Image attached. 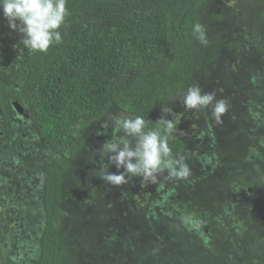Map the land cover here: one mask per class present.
Segmentation results:
<instances>
[{"label":"trees","instance_id":"1","mask_svg":"<svg viewBox=\"0 0 264 264\" xmlns=\"http://www.w3.org/2000/svg\"><path fill=\"white\" fill-rule=\"evenodd\" d=\"M212 1L67 0L63 43L47 53L24 48L22 35L12 31L0 14V105L11 118L15 115L11 101L22 104L20 95H25L32 132L23 131L29 143L23 153L30 147L33 151L20 162L21 168L8 167L10 185L0 194V264L22 263L18 259L23 264H167L170 257L181 259V264H209V259L223 253L233 264H260L264 259L258 250L264 245V223L259 222V216L264 220V186L259 188L264 182V0L251 16L258 40L247 51L255 49L252 53L258 55L250 59L257 68L243 74L248 96L242 106L240 100L224 98L228 107H237L232 119L242 137L234 145L240 150L236 163L225 165L217 159L209 108L203 126L206 134L198 146L177 133L169 142L173 156L185 157L191 174L181 180L169 178L166 172L157 177L155 183L166 192L159 204L170 207L159 211L160 221L155 222L158 216L150 206L135 202L134 177L122 193L127 208L122 216L110 199L111 206L105 205L115 189L106 190V182L96 175L108 164L103 162L107 156L98 152L92 178L66 190L69 174L84 175V169L73 167L84 159V152L91 154L94 141L87 139L88 131L112 111L155 122L161 108L170 107L197 78L209 77L215 68L218 78L229 77L233 69L229 72L224 61L219 66L217 62L223 57L217 52L223 44L221 34L211 33L215 26L207 8ZM197 22L205 28L206 45L191 34ZM208 143L213 146L202 154L194 151ZM219 168L225 170L221 175ZM25 171H29L28 183L21 182ZM109 171L117 169L112 166ZM14 180L30 212L24 216L15 211V216L19 222L31 220L37 229L30 232L23 223L10 225V210L20 208ZM38 184L42 189L35 191ZM186 194L187 201L182 198ZM201 196L209 197L211 205H195ZM69 199L77 200L70 201L73 209V203H66ZM186 217L199 220L200 230L186 226ZM125 218L134 223H117ZM198 238L201 241H195ZM172 239L195 241L191 258L184 260V252L173 250ZM23 245L25 254H18V246ZM223 262L228 263L225 258Z\"/></svg>","mask_w":264,"mask_h":264},{"label":"rangeland","instance_id":"2","mask_svg":"<svg viewBox=\"0 0 264 264\" xmlns=\"http://www.w3.org/2000/svg\"><path fill=\"white\" fill-rule=\"evenodd\" d=\"M261 1L260 0H213L208 8H207V14L210 17H213L212 21L214 20V30L211 32L213 33L212 36L215 34H221L222 39L220 41L221 44H223V47L218 48V53L219 55L223 56L218 58V66L219 62L224 61L225 62V67L229 69V72L232 70V73L230 72L229 74V79L226 76L221 75L219 78L218 76V69L215 68L211 70V75L209 77H204V78H197L196 81L194 82L193 85H198L202 92H211L215 93L216 99L220 100L226 98L229 99L230 101H237L240 100V106L243 105V102H245L246 98L244 96H248L247 93L245 92L246 89L248 88V80L243 77V74L247 73L248 70L251 69L253 70V67L257 68L254 66V60L251 62L250 59H253L256 54L252 53V51H247L249 47L253 48L254 45L256 44L258 40V31L253 23V19H251V16H253V13L255 12L256 8L260 6ZM240 7H242L240 9ZM242 11H240V10ZM216 16H222L223 20H217L215 19ZM209 40H212V38H209ZM258 55V54H257ZM217 66V67H218ZM247 66V70L243 71L244 68ZM226 72V70H224ZM223 73V72H222ZM225 75H227L225 73ZM185 93V92H184ZM184 93L181 94L178 98H176L171 104L170 108H173L174 112L172 114V119H174L175 123L177 124V128L182 130V131H177L176 133L186 139H190L195 146H198V142L200 141L201 135L203 133L206 134L205 129L207 127H203L206 125V122H204L208 115L205 112H208V109L202 110V111H187L185 110L182 100ZM243 98V99H242ZM237 111V107L234 105H231L228 107V110L226 113H224L221 116L220 122H217L215 117L214 121L211 120L210 124L214 125L215 127V141L218 144L216 146V152H217V159L222 160L225 165H233L236 163V161L239 160V155H240V150L238 149V146H234L236 144V141L242 136H240L239 133L236 131V125L232 119V115H234ZM118 115H123V116H128L124 113H116V112H111L106 119H104L101 123L97 124L96 126L92 127L87 133V139L90 140L91 144L93 142V146L91 147V154L88 155L87 152H84V159L74 165L75 170H83L84 169V175L82 176H73L72 174H69V179L66 181V190L70 191L72 190V187L74 186V183L84 180L85 177L87 179H91V170L93 171L94 164L99 163V159L97 158V153L100 154V150L97 149L98 147L101 148L102 141L110 140L113 136V117L118 116ZM104 134V135H102ZM211 136V135H210ZM101 141V142H100ZM209 142H213L211 139ZM99 142V143H98ZM96 145V147H95ZM209 145L212 147L214 144H203L200 146L199 149H195L196 153L202 154L200 152H205L209 147ZM195 148V147H194ZM96 155V157L94 156ZM107 158H103V162H107ZM234 167H236L234 165ZM225 172L223 168H219L217 170V174L221 175ZM115 173V172H114ZM135 178V177H134ZM264 179V177H261ZM130 178L128 179V181ZM137 182L135 183L134 189H131V192L133 195H135V202L138 204L142 203L147 206H150V209H153L156 211L155 214L159 215V210L160 206H163V204H159L157 202L156 197H153L150 195L151 191L153 190V187H150L153 185L152 183H141V180L139 178H136ZM18 181L14 180L12 182V188L15 189L14 194L18 198V206L20 207L19 209L22 208V211L17 209V208H12L10 211L11 213L9 216H12L11 219V226L18 227L17 224L22 225L24 224L26 230L32 231L34 230L35 226L31 222V220H27L26 223L23 220L19 222L20 220L16 219L15 216V211L18 213H22V215L27 216V213H30L27 209L24 208V200H25V195L20 193L18 190L20 187L16 186V183ZM83 185L85 181L81 182ZM106 185V190H112L115 189V193L113 190L111 191L110 197L105 200V205L111 206V203H114V207H116L117 211L122 216V211L126 210L127 208L124 205V200H122V193L125 192V186L126 184L120 186V187H115L112 186L108 183H104ZM10 185V182L8 183ZM264 186V182L259 183V188H262ZM264 191V187H263ZM31 191L28 192V194ZM76 194V192H75ZM187 195V194H186ZM182 195L185 201L188 200V195ZM77 196V195H76ZM109 199L110 202L109 203ZM70 201H73L75 204L77 202L74 201V199H69L66 201L68 204H72ZM74 203L71 205V208H74ZM195 205H211V200L207 196H201L197 202H193ZM167 205V204H166ZM264 206V205H263ZM113 207V209H114ZM170 207L167 206V208L163 211H168ZM25 212V214H24ZM260 221L264 223L263 216H259ZM161 220V216L155 219L156 221ZM23 221V222H22ZM129 221L131 223H134L133 220H128L127 218L120 219L118 220L117 223H122L129 224ZM32 229V230H31ZM37 229V228H35ZM26 232V231H25ZM206 238V237H205ZM201 238H198V240H195L197 242L201 241L199 240ZM174 242L175 240L172 239ZM194 241V242H195ZM204 241L212 242L209 237H207ZM190 243L189 240L184 242L183 240H180V242H175L173 243V250H180L181 252H184V260H188V258H191L192 251H195L193 247L195 244ZM206 243V242H203ZM209 243V244H212ZM187 244V245H184ZM20 249V252L18 254H25L24 252V245L23 246H18ZM187 247L190 249V252H188ZM233 247V245L231 246ZM200 248V247H199ZM202 249V248H201ZM261 254L264 253V245L262 244V247L258 249ZM224 256H216L214 260H210L208 262L209 264H233L229 259H227V255L223 253ZM224 258L228 261V263L223 262ZM220 260V261H219ZM222 260V261H221ZM18 262H22L20 264H23L24 261L18 259L16 260ZM167 264H181L183 263L181 259H178L176 257V260H173V257L167 258L166 259ZM215 261V262H214ZM236 263H239L237 260ZM255 261H251V263L246 262V263H241V264H255ZM258 263V262H257ZM260 264H264V259L260 260Z\"/></svg>","mask_w":264,"mask_h":264},{"label":"clouds","instance_id":"3","mask_svg":"<svg viewBox=\"0 0 264 264\" xmlns=\"http://www.w3.org/2000/svg\"><path fill=\"white\" fill-rule=\"evenodd\" d=\"M0 14L12 31L22 35L20 43L29 52L47 53L53 45L63 43L61 28L69 15L67 0H0ZM191 34L200 44L208 43L201 23L192 26ZM182 103L187 111L210 108L217 122L228 110L225 100H217L215 93L202 92L198 85L188 87ZM173 112V108H161L155 122L139 115L113 117V136L100 148L108 164L101 166L97 177L115 187L128 183L132 177L139 178L141 183H154L165 172L169 178L187 179L191 172L185 157L173 156L169 146L175 133L182 131L171 118ZM148 124L153 127L149 129ZM112 166L117 172L109 171ZM184 222L194 231L201 228V222L195 218L186 217Z\"/></svg>","mask_w":264,"mask_h":264},{"label":"flooded vegetation","instance_id":"4","mask_svg":"<svg viewBox=\"0 0 264 264\" xmlns=\"http://www.w3.org/2000/svg\"><path fill=\"white\" fill-rule=\"evenodd\" d=\"M22 98V104L19 103V101L12 100L11 105L14 108V103H17L20 107V110H22V114L19 113L16 109H14L15 115L11 118H8L7 115L4 113L1 105H0V194L4 188L8 190V178L11 177V173L8 172V167H12L11 170H14L16 168H21L22 164L20 162L27 159L28 154L33 155V151L31 147L29 148V151H25V148L27 149L29 146L28 142V135L24 134L23 131H26L28 134L32 132V124L30 122V117L28 115V112L24 105L27 104L26 97L24 94L20 95ZM10 125V130L9 129ZM34 159V158H33ZM50 159L52 157L50 156ZM20 165V167H18ZM29 178V171H25V176L21 179V182H27ZM31 180V179H30ZM154 187L151 191L150 195L153 197H156L157 202L160 203L165 198V190L164 188L158 187L157 183H153ZM37 187H42L41 184H38L34 187L35 191H38ZM42 189V188H41ZM20 190V188H19ZM167 208L165 205V202L163 206H160L159 211H163ZM153 211L154 208H153ZM156 212V211H155ZM162 215L159 213L157 214L158 217ZM209 234V231H206V235Z\"/></svg>","mask_w":264,"mask_h":264},{"label":"water","instance_id":"5","mask_svg":"<svg viewBox=\"0 0 264 264\" xmlns=\"http://www.w3.org/2000/svg\"><path fill=\"white\" fill-rule=\"evenodd\" d=\"M14 109H16L21 114L23 112L22 110H20V107H19V105L17 103H14Z\"/></svg>","mask_w":264,"mask_h":264}]
</instances>
